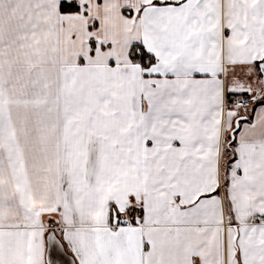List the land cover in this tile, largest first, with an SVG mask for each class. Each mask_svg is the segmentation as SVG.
I'll list each match as a JSON object with an SVG mask.
<instances>
[{
	"label": "snow or ice",
	"instance_id": "6c2138e0",
	"mask_svg": "<svg viewBox=\"0 0 264 264\" xmlns=\"http://www.w3.org/2000/svg\"><path fill=\"white\" fill-rule=\"evenodd\" d=\"M0 264H264V0H0Z\"/></svg>",
	"mask_w": 264,
	"mask_h": 264
}]
</instances>
